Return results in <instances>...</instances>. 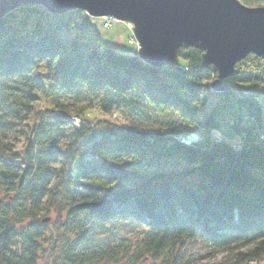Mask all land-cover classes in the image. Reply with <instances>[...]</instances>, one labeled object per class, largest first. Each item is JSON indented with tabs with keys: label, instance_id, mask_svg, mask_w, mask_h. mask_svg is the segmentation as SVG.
<instances>
[{
	"label": "trees",
	"instance_id": "obj_1",
	"mask_svg": "<svg viewBox=\"0 0 264 264\" xmlns=\"http://www.w3.org/2000/svg\"><path fill=\"white\" fill-rule=\"evenodd\" d=\"M91 18H0V264H264V58L216 92L202 50L157 67Z\"/></svg>",
	"mask_w": 264,
	"mask_h": 264
},
{
	"label": "water",
	"instance_id": "obj_2",
	"mask_svg": "<svg viewBox=\"0 0 264 264\" xmlns=\"http://www.w3.org/2000/svg\"><path fill=\"white\" fill-rule=\"evenodd\" d=\"M22 5L132 22L137 55L157 67L177 63L181 48H198L204 64L217 68L216 92L232 87L226 79L239 62L251 54L264 58V6L241 0H0V18Z\"/></svg>",
	"mask_w": 264,
	"mask_h": 264
},
{
	"label": "rangeland",
	"instance_id": "obj_3",
	"mask_svg": "<svg viewBox=\"0 0 264 264\" xmlns=\"http://www.w3.org/2000/svg\"><path fill=\"white\" fill-rule=\"evenodd\" d=\"M255 6H264V4L255 5ZM107 18L110 19L113 18V20H111L112 25L109 28L103 26L104 21L106 20L105 17L91 18V26L97 30V33L99 34L100 38L104 42L113 46L115 49L119 50L124 54H128V55L138 54L139 46L137 39L134 36V30H133L135 27L134 24L132 22L119 20L115 17H107ZM116 19L118 21H116ZM130 25H133L134 27L132 28ZM132 39H134L135 43H130ZM108 40H110L109 41L110 43L108 42ZM260 96L262 99V104L264 105V86H262L260 89ZM215 100H216V95L213 94L211 97V102L210 104H208V109H210L213 106ZM87 113H88V118L91 121L95 120L96 118H112L118 121L121 120V116L118 113H114L113 116L102 114L97 110H91L88 111ZM75 122L77 125H79L82 123V120L75 119ZM192 137L193 138H191L190 141L197 139L195 135H193ZM235 144L238 145V142ZM222 255L223 254L217 255L216 257L213 256L212 259L208 258L203 262H200L199 264H210L214 261H220L223 257Z\"/></svg>",
	"mask_w": 264,
	"mask_h": 264
},
{
	"label": "built area",
	"instance_id": "obj_4",
	"mask_svg": "<svg viewBox=\"0 0 264 264\" xmlns=\"http://www.w3.org/2000/svg\"><path fill=\"white\" fill-rule=\"evenodd\" d=\"M105 21H104V27H106V28H109L111 25H112V23H111V20H113V18L112 19H110V18H107V17H105ZM116 21H118L117 19H116ZM132 28L134 27L133 25H130ZM134 30V29H133ZM130 43H135L134 42V39H132L131 40V42ZM248 65H251V63L249 62V64Z\"/></svg>",
	"mask_w": 264,
	"mask_h": 264
},
{
	"label": "crops",
	"instance_id": "obj_5",
	"mask_svg": "<svg viewBox=\"0 0 264 264\" xmlns=\"http://www.w3.org/2000/svg\"><path fill=\"white\" fill-rule=\"evenodd\" d=\"M110 40H108V42H109ZM110 43V42H109Z\"/></svg>",
	"mask_w": 264,
	"mask_h": 264
}]
</instances>
